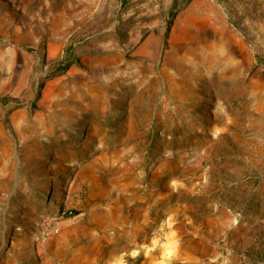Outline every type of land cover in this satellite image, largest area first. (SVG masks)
<instances>
[{
  "label": "rangeland",
  "instance_id": "1",
  "mask_svg": "<svg viewBox=\"0 0 264 264\" xmlns=\"http://www.w3.org/2000/svg\"><path fill=\"white\" fill-rule=\"evenodd\" d=\"M196 1L0 0V264H264V0Z\"/></svg>",
  "mask_w": 264,
  "mask_h": 264
},
{
  "label": "bare ground",
  "instance_id": "2",
  "mask_svg": "<svg viewBox=\"0 0 264 264\" xmlns=\"http://www.w3.org/2000/svg\"><path fill=\"white\" fill-rule=\"evenodd\" d=\"M199 1H201V0H197L196 2H199ZM196 2H195V3H196ZM195 3H194V4H195ZM84 59H86V58H84Z\"/></svg>",
  "mask_w": 264,
  "mask_h": 264
}]
</instances>
